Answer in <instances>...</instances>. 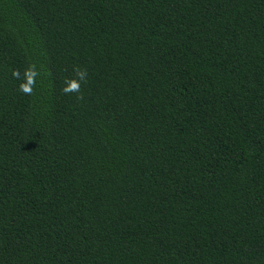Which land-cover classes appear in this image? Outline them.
I'll return each mask as SVG.
<instances>
[{"label":"trees","instance_id":"1","mask_svg":"<svg viewBox=\"0 0 264 264\" xmlns=\"http://www.w3.org/2000/svg\"><path fill=\"white\" fill-rule=\"evenodd\" d=\"M0 264H264V0H0Z\"/></svg>","mask_w":264,"mask_h":264},{"label":"clouds","instance_id":"2","mask_svg":"<svg viewBox=\"0 0 264 264\" xmlns=\"http://www.w3.org/2000/svg\"><path fill=\"white\" fill-rule=\"evenodd\" d=\"M75 72L77 78H71L65 81L66 86L61 89L63 93L65 94H70L73 92H76L78 94L80 93V89H81L80 82L81 81L86 82L87 71L86 69L77 68L75 69ZM13 75L16 76L17 78L19 77V73L16 71H14ZM35 75H36L35 71H30L25 73L26 82L21 83L19 86L20 91L22 93L31 95L33 86L35 84V80H34ZM78 98H82V95H79Z\"/></svg>","mask_w":264,"mask_h":264}]
</instances>
